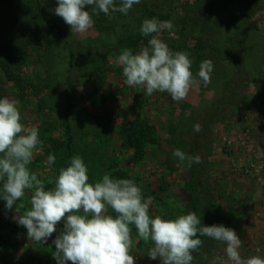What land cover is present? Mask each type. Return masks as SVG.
Instances as JSON below:
<instances>
[{
  "label": "rangeland",
  "instance_id": "1",
  "mask_svg": "<svg viewBox=\"0 0 264 264\" xmlns=\"http://www.w3.org/2000/svg\"><path fill=\"white\" fill-rule=\"evenodd\" d=\"M57 6V0H42L44 16L36 0H0V98L18 100L22 122L39 130L43 148L31 171L46 189L53 187L66 167L68 125L73 156L85 161L90 183L126 173L145 199L153 197V217L195 212L204 226L233 229L242 259L264 257V0H141L127 15L93 14V27L81 35L54 14ZM145 8L173 24L159 36L173 51L189 53L194 75L202 61L213 62L207 87L201 81L176 102L166 92L147 96L124 83L116 59L124 48L136 52L147 45L150 37L135 46L121 43L128 26L148 19ZM85 10L92 12L91 6ZM13 43L7 60L3 50ZM127 122L154 129V143L142 154L126 146ZM197 123L200 132L193 130ZM175 149L200 155L202 163L188 168L172 155ZM49 154L56 156L52 165ZM30 198L26 191L11 210L0 199V264H57L53 240L64 221L46 243L30 240L15 220L30 210ZM20 203L25 207L17 212ZM109 214L115 216L111 209ZM132 237L135 264H161L148 256L153 244L139 239L134 227ZM225 248L205 237L192 264H221Z\"/></svg>",
  "mask_w": 264,
  "mask_h": 264
},
{
  "label": "clouds",
  "instance_id": "2",
  "mask_svg": "<svg viewBox=\"0 0 264 264\" xmlns=\"http://www.w3.org/2000/svg\"><path fill=\"white\" fill-rule=\"evenodd\" d=\"M141 0H57L54 14L70 26L72 34L81 35L94 25L93 14L112 13L127 15L133 5ZM91 6L92 12L85 10ZM170 21L157 18L144 19L140 34L150 37L147 45L134 52L124 48L116 59L122 68L124 83L139 87L147 96L155 92L168 93L172 100H184L202 81L211 83L213 62L202 61L198 72L193 73V61L185 51H173L159 34L171 31ZM195 132L202 131L199 123ZM43 143L37 127H27L22 122L19 101L0 98V199L11 210L31 192L30 210L15 217L18 225L27 229V237L35 243H46L56 232L57 224L64 221L63 230L53 240L52 253L57 264H135L131 254L133 227L139 239L151 241L149 257L159 258L161 264H192L193 253L203 244L199 237H208L226 245V260L221 264H264V257L242 259L241 239L224 225L204 226L195 212L181 214L174 219L150 215L153 197L144 198L141 188L132 179H122L104 174L95 183L89 182V169L80 155H74L66 167L47 188L45 182L29 168L34 155ZM172 155L181 164L191 168L202 163L200 155H190L175 149ZM56 156L49 154L47 162L54 164ZM20 203L18 208H24ZM115 216L109 214V210Z\"/></svg>",
  "mask_w": 264,
  "mask_h": 264
},
{
  "label": "trees",
  "instance_id": "3",
  "mask_svg": "<svg viewBox=\"0 0 264 264\" xmlns=\"http://www.w3.org/2000/svg\"><path fill=\"white\" fill-rule=\"evenodd\" d=\"M41 3L42 0H36V8L37 11L41 14V15H45V11L44 9L41 8ZM145 14L146 17H148V19L151 18H157L158 20L162 21L163 17H161L156 10L151 11V9H147L145 8ZM143 17V16H142ZM141 17V18H142ZM143 21H141L142 24ZM136 23V22H135ZM128 26L126 29H130L131 31L127 32L126 35H124L125 37L122 39V44H126L128 45H132L135 46L137 44H139V42H141L142 40H145L148 37H144L140 34V31L138 32V30L140 29V26ZM135 29V30H134ZM57 31L59 36L65 40L64 37V32L62 29L57 27ZM15 44L13 43L12 45H5V48L3 50V56L8 59V54H11V52H13L15 50ZM70 50V65L71 68H74V62L76 61V56L74 55V53L72 52L71 49ZM9 66V65H8ZM6 66L5 67V71L7 75H11V71L10 68ZM122 132L123 135L126 138V146L130 147L132 149H135L137 151V153L142 154L144 152V149L146 147L147 143H154V139H153V135H154V129L150 126H148L147 124H141V123H124L123 124V128H122ZM67 137H68V142L66 144V148L68 151V157H67V161H66V166L67 163L70 161L71 157L73 156V149H72V131L71 128L67 125ZM113 177L115 178H122V179H130L129 176L126 173H116ZM138 182V181H136ZM0 187H2V185H0ZM25 228V227H23ZM26 229V228H25ZM202 241L205 240V237H199ZM6 246L8 245H14V241H6Z\"/></svg>",
  "mask_w": 264,
  "mask_h": 264
}]
</instances>
